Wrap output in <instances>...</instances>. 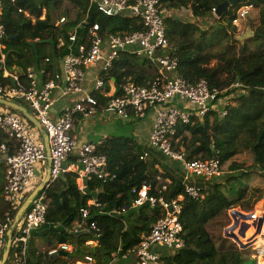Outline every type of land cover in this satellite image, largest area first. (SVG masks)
Masks as SVG:
<instances>
[{"label": "trees", "instance_id": "trees-1", "mask_svg": "<svg viewBox=\"0 0 264 264\" xmlns=\"http://www.w3.org/2000/svg\"><path fill=\"white\" fill-rule=\"evenodd\" d=\"M224 1L163 0L162 7L167 11L164 20L170 44L168 53L179 61L178 74L190 83L206 81L211 89L220 92L218 100L228 103L224 116L212 111L202 120L179 125L174 150L190 160L219 157L223 166L231 161L230 174L186 181L179 162L137 139L112 137L104 141L99 153L108 158V170L116 178L107 183L87 180L84 191L79 190L74 173L50 184L42 192L49 205L44 231L34 230L31 238L42 235L48 237L51 245L70 244L74 251L69 256L79 262L92 257L95 264H113L116 259L117 264H135V257L123 258L125 252L137 248L164 215L160 206L148 202L140 207L134 205L137 197L132 191L147 186L150 197L166 202L177 200L183 206L180 222L185 246L162 255L164 264H257L256 259L245 257V250L222 236V224L231 210L251 212L264 199V0H239L227 14L217 17L214 10ZM2 3L6 29L3 54L8 70L38 65L52 72L49 62L68 54L69 36L79 25H82L79 34L95 23L103 34L143 30L141 21L129 13L115 17L98 13L93 0H2ZM245 5L252 6L257 19L249 26L252 38L242 41L233 20L235 11ZM183 12H189L191 18H183ZM62 19L66 22L56 26ZM35 43L37 51L32 46ZM1 59L0 54V83H3L10 80L3 77ZM157 75L158 68L148 58L122 53L104 77L115 79L116 86L129 80L146 85ZM235 84L241 87L230 90ZM96 97L103 108L108 99L99 94ZM16 103L27 106L21 100ZM3 144L11 146L12 151L17 148L7 142L0 130V149ZM242 153L252 155L251 167L233 160ZM5 167L0 162V223L5 222L8 213L15 214L3 196ZM186 185L200 188L202 198L195 201L186 196ZM90 201H97L99 206H90ZM82 209L89 212L86 230L74 232L76 225L84 222ZM92 223L99 229V236L90 229ZM89 241L97 242L96 249L87 245ZM17 247L14 252L20 251ZM48 252L38 259L46 257V264H54L56 260ZM32 257L31 254L28 257L30 263Z\"/></svg>", "mask_w": 264, "mask_h": 264}, {"label": "built area", "instance_id": "built-area-1", "mask_svg": "<svg viewBox=\"0 0 264 264\" xmlns=\"http://www.w3.org/2000/svg\"><path fill=\"white\" fill-rule=\"evenodd\" d=\"M162 1L134 0L129 3L128 0H93L98 13L106 17L129 13L141 21L143 30L119 35L103 34L99 24L95 23L88 26L83 34H79L82 26L79 25L69 36V54L63 59V75L57 74L54 78L44 81L45 72L38 68L29 67L23 76L6 69L3 54L6 29L2 22L4 7L0 0V54L4 68L3 77L10 80L0 83V98L13 103L19 100L28 103L34 117L48 135L51 184L68 173H77L78 180L83 182L96 179L107 183L116 178L108 170V158L99 153L104 140L80 143L73 136L77 114L88 118L102 109L104 113L134 123H142L151 117L149 136L147 142L143 143L170 160L179 162L186 181L195 178H220L224 174L219 157L190 160L174 150L173 144L179 125H189L195 120H202L212 111H219L224 116V107L228 103L218 100L220 92L211 89L206 81L190 83L178 74L179 61L168 53L170 44L164 20L167 11L162 7ZM252 10V6L248 5L237 9L233 25L240 26ZM214 12L216 13V10ZM65 22L66 20L62 19L56 26ZM122 53L148 58L158 68V75L146 85L129 80L119 86L113 85L112 89L107 90V82L114 83L106 80L104 76L112 70ZM96 66H101V75L95 80L89 93L84 89L87 70ZM240 87V84H235L230 90ZM55 91H60L62 98L70 100L56 119L51 116ZM97 94L108 99L103 108L96 97ZM222 106L223 109L220 110ZM0 129L8 140L17 146L12 151L11 146L3 144L0 149L6 166L4 198L11 210L17 212L30 195L38 179L39 168L46 165L47 150L29 120L4 106H0ZM146 156L141 157V160ZM148 190L147 186H143L140 190L132 191L137 197L134 205L140 207L148 202L152 206H160L164 215L153 225L151 232L143 236L138 247L127 250L123 258L135 257V264H164L159 252L160 247L176 251L185 246L183 226L180 222L183 206L177 200L166 202L150 197ZM184 191L186 196L195 201L202 198L201 190L196 186L186 185ZM93 205L99 206L98 202ZM48 209L46 196L39 193L23 216L19 231L13 239L12 245L21 248L20 255L13 264H28V240L34 230L46 223ZM235 211L236 209L231 210L232 224L227 229L230 236L228 239L240 250L257 247L264 254V205L245 214V217ZM81 214L84 222L79 225L77 231L87 227L89 212L82 209ZM13 219L14 215L8 213L5 222L0 223V253L6 245ZM242 219L252 221L255 229L253 237L247 240L240 238L239 233H236ZM260 222L261 228L258 231ZM90 229L97 236L100 235L95 223L90 225ZM67 251L69 246L63 244L52 249L48 255L55 257ZM86 264L95 262L92 257H86Z\"/></svg>", "mask_w": 264, "mask_h": 264}, {"label": "crops", "instance_id": "crops-1", "mask_svg": "<svg viewBox=\"0 0 264 264\" xmlns=\"http://www.w3.org/2000/svg\"><path fill=\"white\" fill-rule=\"evenodd\" d=\"M35 45H36V49L34 47L33 48L35 49V51H37V44L35 43ZM68 54H69V50H68ZM66 56L59 57V58H54V60L52 62L51 61L49 62L50 64H52V67H53L52 68V72H48V71L42 69L38 65H32L30 67H34V68H38L40 70H43L45 72L44 81H47V80H50V79L54 78L57 74H62L63 75V59ZM45 61L47 62V59ZM26 70H23L22 68H19V67L15 66V67H13L12 70H8V71L11 72V73L23 76L24 72ZM100 75H101V66L91 67V68H89L87 70L86 84H85V88H84L86 92H89V93L91 92L92 85L94 84L95 80ZM110 81H112L114 84H111V83L107 82L106 89L107 88H109V89L111 88L112 89L113 85L116 86L115 79H111ZM60 95H61L60 91H55L54 92L55 104H54V106H53V108L51 110V116L54 119L59 117L62 108L64 106H66L67 104H69V101H70L67 98H62ZM16 104H18V103H16ZM26 104H27V106L20 105V104H18V105L26 108L28 110V112L31 115L34 116L33 110L30 108L28 103H26ZM0 106H2V105H0ZM5 108L9 109L7 107H5ZM10 110H12V109H10ZM12 111H14V110H12ZM15 112H17V111H15ZM17 113L20 114L21 116H23L21 113H19V112H17ZM24 118H26V117H24ZM117 118H119V117L113 116V115L108 114V113H104L103 109L98 111L96 114H94V115H92V116H90L88 118H85L81 114H77L76 117H75V129H74V132H73V136L80 143H96V142H99V141H102V140L105 141V140H107L109 138H112V137L132 138V139H137L140 142H147V139H148V136H149V132H150V129H151V126H152L151 117H149L148 119H146L142 123L129 122V121H125V120L120 118L121 120L124 121L123 122L124 126H123V124L122 125H118L119 122L116 120ZM127 125H129L131 128H127ZM32 126L35 127V129L37 130L41 140L44 143H46L45 142L46 141L45 140V135L43 134V132H40V130L34 124H32ZM135 133H136V135L138 134L137 135L138 138L137 137L133 138L134 137L133 135ZM3 134H4V132H3ZM7 142H11V141H9L8 138H7ZM0 153H1V151H0ZM2 161H3V155L1 154L0 162H2ZM48 171H49V162L47 160L46 165L44 167H40L39 170H38V179H37L36 183L34 184V186L32 187L31 193L40 184L43 183V181L45 180V178L47 176ZM74 174H76V176H77V184H78L79 190L80 191H84V188H85V185H86L87 181L83 182L81 180H78V174L77 173H74ZM28 197H29V195H28ZM95 202H97V201H90L89 205L91 206ZM16 213L17 212H15V214H14V219H13V222H12V225H11V228H10V230H12L13 239L16 237V235L18 233L19 226H20V223H21V221H20L16 226H14ZM44 225H42L41 227L37 228L36 231L39 232V233L41 231H44V229H43ZM76 227H79V225L78 226L76 225ZM75 230H74V232H78L77 231L78 228L75 229ZM84 230H86V229H84ZM9 232H8V235H9ZM49 238L51 240L53 239L52 237H49ZM7 241H8V236H7L6 244H7ZM65 245L69 246V251L63 252L59 256L52 257V260H56L54 264H59L62 261L63 262L64 261H68L69 264H86V259H85V261H80L79 262V261H77L75 259V257H70L69 255L74 251V247L72 245H70V244H65ZM87 245L93 246L94 249H96L98 244L95 241H89L87 243ZM59 246H57L56 244H54V245L52 244L51 245V243H49V241H48V237L45 238L42 235H39L38 237H34V236L32 238L30 237L29 240H28L27 249H26V260H27V263L28 264H46V262L44 261L46 259V257L43 260H40V259H38V256H40L41 254H46L47 251L50 252L52 249H55V247L58 248ZM5 247H6V245H5ZM5 247L2 250V252L0 253V261L2 259V255H3V251L5 250ZM14 247L18 248L17 246L12 245L11 250H10V255H9V258H8V264H13V262L16 260V258L20 255L21 248H20V251L18 249V252H14L13 251ZM30 254H31V257H32V254L34 255L32 257L33 261L31 263L28 261V257H29ZM113 264H117V263L114 262Z\"/></svg>", "mask_w": 264, "mask_h": 264}, {"label": "water", "instance_id": "water-1", "mask_svg": "<svg viewBox=\"0 0 264 264\" xmlns=\"http://www.w3.org/2000/svg\"><path fill=\"white\" fill-rule=\"evenodd\" d=\"M239 2V0H225L221 5L218 6L217 10H216V16L217 17H221L223 14H227L229 12V9L231 6L237 4ZM252 36V32L251 30H247V32L245 33V35L241 38L242 40L248 38ZM35 49H36V45L33 44L32 45ZM0 105L7 107L9 109H12L14 111H17L19 113H21L24 117H26L32 124H34L39 130L40 132H43V134L45 135V146H46V150H47V156H48V162H49V167H50V145H49V138L48 135L45 133V131L43 130L41 124L39 123V121L33 116L31 115L28 110L16 103L13 102H9L6 101L4 99L0 98ZM51 184V171L49 168V171L47 173V176L45 178V180L43 181L42 184H40L27 198V200L22 204V206L18 209L17 213H16V217H15V224L14 226H16L23 218V216L25 215L26 211L28 210L29 206L31 205L32 201L34 200V198L39 194L42 193L45 188H47L49 185ZM236 214L238 215H242V216H246L245 214H243L240 211H235ZM261 228V222L260 225L258 227V231ZM224 236L226 238L230 237L228 235V232L226 231L224 233ZM12 242H13V236H12V230H10L9 235H8V241L4 250V254L2 256V259L0 261V264H8V258L10 255V250L12 247Z\"/></svg>", "mask_w": 264, "mask_h": 264}, {"label": "rangeland", "instance_id": "rangeland-1", "mask_svg": "<svg viewBox=\"0 0 264 264\" xmlns=\"http://www.w3.org/2000/svg\"><path fill=\"white\" fill-rule=\"evenodd\" d=\"M182 17L183 18H191V14L189 12H183L182 14ZM257 19V13L256 11L252 10L249 17L243 21V23L240 24V26H238V29H239V32H238V36H239V39L242 40L241 38L245 35V33L247 32V30H249V26L250 24H252L255 20ZM211 21H213V19H211ZM212 23V22H210ZM251 30V29H250ZM248 38H252V36L248 37ZM246 38V39H248ZM244 39V40H246ZM243 41V40H242ZM68 105V104H67ZM119 124L118 125H122L123 124V120H121L120 118H117L116 119ZM124 126V124H123ZM126 127V126H125ZM127 128H131L129 125H127ZM131 133V132H130ZM138 135V134H137ZM136 133L133 135L135 137H137ZM131 137V136H130ZM138 138V137H137ZM233 160H235L236 162L238 163H242V164H245V166L247 167H251L253 165V157L250 153H242L238 156H236ZM231 164V161L226 163L224 166H223V172L225 175L227 174H230L229 171H228V167L229 165ZM42 183V182H41ZM264 205V199L262 201H260L256 206H254V210H257L259 206H262ZM236 211H240L242 212L243 214H249L251 212H243L241 211L240 209H236ZM228 218H226L222 224V236L224 237V233L227 231V229L231 226L232 224V218L230 217V214H231V211L228 213ZM244 219H242L240 222H242ZM239 232V235L240 238L242 239H245V236L247 235L249 238H252L255 231L252 232V233H246L242 228H241V224L239 223V226L237 228V231L236 233ZM225 238V237H224ZM229 240V239H228ZM246 240V239H245ZM231 241V240H230ZM230 241H228L229 243H231ZM255 248V247H254ZM254 248H249L248 250H245L244 251V254H245V257L248 258V259H256L257 260V264H264V254H262L261 250L258 249L257 247L254 249ZM159 252L161 253V255L163 256H166V255H169L170 254V251L167 249V248H163V247H160L159 248ZM3 254H4V251H3ZM3 256V255H2ZM14 256V255H13Z\"/></svg>", "mask_w": 264, "mask_h": 264}, {"label": "bare ground", "instance_id": "bare-ground-1", "mask_svg": "<svg viewBox=\"0 0 264 264\" xmlns=\"http://www.w3.org/2000/svg\"><path fill=\"white\" fill-rule=\"evenodd\" d=\"M258 214V213H257ZM253 222L252 221H248V220H243L241 222V228L246 232V233H252L255 231L254 227L252 226ZM239 233V232H238ZM249 237L246 235L245 239L247 240Z\"/></svg>", "mask_w": 264, "mask_h": 264}]
</instances>
